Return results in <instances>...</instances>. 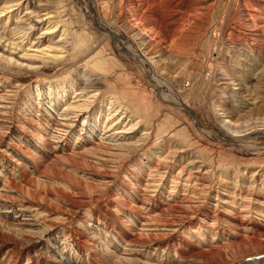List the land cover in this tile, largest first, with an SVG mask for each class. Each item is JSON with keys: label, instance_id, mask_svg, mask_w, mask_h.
<instances>
[{"label": "rangeland", "instance_id": "374dc122", "mask_svg": "<svg viewBox=\"0 0 264 264\" xmlns=\"http://www.w3.org/2000/svg\"><path fill=\"white\" fill-rule=\"evenodd\" d=\"M0 264H264V0H0Z\"/></svg>", "mask_w": 264, "mask_h": 264}, {"label": "bare ground", "instance_id": "6f19581e", "mask_svg": "<svg viewBox=\"0 0 264 264\" xmlns=\"http://www.w3.org/2000/svg\"><path fill=\"white\" fill-rule=\"evenodd\" d=\"M98 16H97V18H98V22L100 23V24H102V26H104V27H101L102 29H103V31H104V37H111L112 39H114V40H116V41H122V39H120V40H117V38L120 36V34L122 35L123 34V32L120 30V29H118L116 26H113L111 23H109L110 25H108L107 23H106V21L105 20H103V18L101 17L102 15H101V6H100V4L98 3ZM137 9H139L140 10V7H137ZM36 13V12H35ZM140 19H142V18H140ZM140 19H138V20H140ZM104 24V25H103ZM175 32V31H174ZM176 32H178V31H176ZM175 32V33H176ZM133 41V40H132ZM131 41V42H132ZM128 42V41H127ZM145 44V43H144ZM148 44V43H147ZM130 45V44H129ZM136 45V44H135ZM143 46V45H142ZM146 47V46H145ZM132 48H133V46H132ZM135 48H136V46H135ZM135 48H133V49H135ZM129 49V48H128ZM141 50H139V49H135L134 50V52L132 53V55L133 56H135V57H137V56H139V58H138V61H139V63H140V66L143 68L144 67V65L146 64V62L147 63H151V65H152V67H153V69L155 68L154 66L156 65V62H153V60L151 61V60H148L146 57H144L142 54H141V52H140ZM154 73H155V71H154ZM155 80L159 83V84H162L164 81L160 78V77H158L157 75H156V73H155ZM153 82V81H152ZM156 84V83H155ZM159 84H157L158 86H159ZM189 112H190V110L189 109H187ZM191 113V112H190ZM191 114H193V113H191ZM214 134H216V136L217 137H219V138H221V139H224V141L226 140V142H228V143H231L233 146H237V147H240V148H242V149H244V150H249V151H252V150H255V148H253L252 147V145H250V143H248L247 141H245V140H241V139H236L235 138V136H229V135H226V134H222L221 136L223 137H220V135H218L217 133H214ZM225 142V143H226ZM179 174H181V172H179ZM190 176V175H189ZM190 181V180H189Z\"/></svg>", "mask_w": 264, "mask_h": 264}, {"label": "water", "instance_id": "95a60500", "mask_svg": "<svg viewBox=\"0 0 264 264\" xmlns=\"http://www.w3.org/2000/svg\"><path fill=\"white\" fill-rule=\"evenodd\" d=\"M184 108H185V109H186V111H187V108H186L185 106H184ZM200 125H201V126H203V124H202V122H201V121H200Z\"/></svg>", "mask_w": 264, "mask_h": 264}]
</instances>
